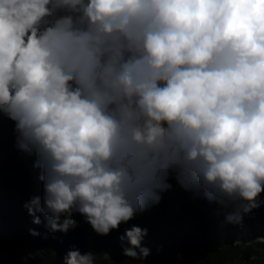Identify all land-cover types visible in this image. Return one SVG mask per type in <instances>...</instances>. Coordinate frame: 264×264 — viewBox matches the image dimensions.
Returning <instances> with one entry per match:
<instances>
[{
	"label": "clouds",
	"instance_id": "clouds-1",
	"mask_svg": "<svg viewBox=\"0 0 264 264\" xmlns=\"http://www.w3.org/2000/svg\"><path fill=\"white\" fill-rule=\"evenodd\" d=\"M0 129L59 264H186L168 225L220 248L209 219L264 214V0H0Z\"/></svg>",
	"mask_w": 264,
	"mask_h": 264
},
{
	"label": "trees",
	"instance_id": "trees-1",
	"mask_svg": "<svg viewBox=\"0 0 264 264\" xmlns=\"http://www.w3.org/2000/svg\"><path fill=\"white\" fill-rule=\"evenodd\" d=\"M0 134V264H59L60 257L70 247L69 235L57 232V239L45 240L29 234L30 228L41 233L46 231L43 222L40 225L32 223V217L23 207L30 196L41 194V182L33 168L20 161L13 132L0 129ZM41 219L43 221L42 215ZM162 230L156 233L162 252L171 254L166 259L177 261L175 253L181 251V262L186 264H239L249 258L255 260L254 264H264V241L252 239L264 235V214H246L239 224L225 223L220 218L209 219L206 232L224 246L213 249L205 247L195 254L190 251L197 241L195 235L173 225L163 226ZM248 239V244H245L244 241ZM98 245L96 239L87 238L76 246L83 252L94 251ZM111 251L116 254L102 257ZM97 260L98 264H130L129 259L120 256L112 246L99 251Z\"/></svg>",
	"mask_w": 264,
	"mask_h": 264
},
{
	"label": "rangeland",
	"instance_id": "rangeland-1",
	"mask_svg": "<svg viewBox=\"0 0 264 264\" xmlns=\"http://www.w3.org/2000/svg\"><path fill=\"white\" fill-rule=\"evenodd\" d=\"M255 260L253 258H249L247 260L241 261L239 264H254Z\"/></svg>",
	"mask_w": 264,
	"mask_h": 264
}]
</instances>
